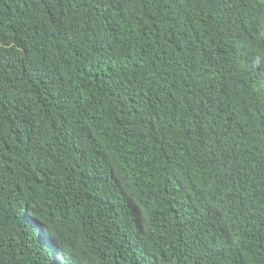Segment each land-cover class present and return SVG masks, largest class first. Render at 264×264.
Returning <instances> with one entry per match:
<instances>
[{"label":"trees","instance_id":"obj_1","mask_svg":"<svg viewBox=\"0 0 264 264\" xmlns=\"http://www.w3.org/2000/svg\"><path fill=\"white\" fill-rule=\"evenodd\" d=\"M0 264H264V0H0Z\"/></svg>","mask_w":264,"mask_h":264}]
</instances>
